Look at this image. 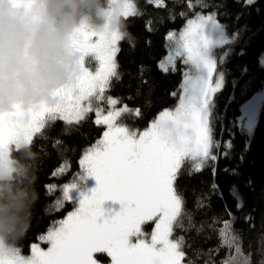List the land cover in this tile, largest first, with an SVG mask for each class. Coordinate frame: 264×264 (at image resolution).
<instances>
[{
	"label": "trees",
	"instance_id": "16d2710c",
	"mask_svg": "<svg viewBox=\"0 0 264 264\" xmlns=\"http://www.w3.org/2000/svg\"><path fill=\"white\" fill-rule=\"evenodd\" d=\"M121 19L114 74L105 94L125 109L120 122L141 131L180 99L184 67L164 70L168 38L197 16L214 15L229 41L216 49L223 84L210 113L212 148L198 171L180 165L175 192L180 213L173 228L186 264H264V100L251 137L239 126L240 107L264 88V0H131ZM106 0H47L58 25L96 13ZM104 94V95H105ZM91 113L76 122L46 120L30 142L12 147V171L0 180V238L27 255L33 244L73 210L63 186L80 171L82 156L102 139ZM45 248L46 244H42ZM102 263L109 262L103 254Z\"/></svg>",
	"mask_w": 264,
	"mask_h": 264
},
{
	"label": "rangeland",
	"instance_id": "374dc122",
	"mask_svg": "<svg viewBox=\"0 0 264 264\" xmlns=\"http://www.w3.org/2000/svg\"><path fill=\"white\" fill-rule=\"evenodd\" d=\"M46 10L47 0H0V24L11 27L18 41L8 44L6 60L12 61L8 55L15 52H34L36 63L48 67V73H66L63 92L57 96L50 94L53 89L49 78L45 79L40 98L47 101L46 105L23 130L12 132L0 146V180L12 171L11 148L27 145L46 120L76 122L91 113L104 127V134L82 156L78 175L63 186V198L73 204V210L33 244L27 255L13 251L0 238V264H78L70 250L79 240V231L97 246L95 255L91 245L81 246L85 264H186L180 243L173 236L180 213L174 181L183 161L189 162L191 171H198L210 157V113L223 84L214 51L229 41L223 27L212 14L197 16L168 38L161 67L167 70L177 62L183 65L180 99L176 107L160 113L146 129L134 131L119 120L125 109L105 94L115 70L120 21L133 14L132 1L106 0L96 13L100 19L97 24L84 17L56 25L46 17ZM63 36L74 43L75 49L69 54L54 48ZM26 39L29 41L22 46ZM47 48H51L49 55L44 54ZM39 50L43 51L41 56ZM89 54L100 62L96 70L90 66ZM262 63L264 66V56ZM61 84L60 80L53 86L59 88ZM35 93L38 90L28 95ZM25 98L20 102L26 103ZM263 100L264 88L240 107L238 123L249 137ZM8 108L19 112L9 99L1 97L0 131L14 127L12 122L1 124ZM156 214L161 217L154 238H150L140 228ZM99 253L109 262L98 261Z\"/></svg>",
	"mask_w": 264,
	"mask_h": 264
},
{
	"label": "flooded vegetation",
	"instance_id": "af4514ba",
	"mask_svg": "<svg viewBox=\"0 0 264 264\" xmlns=\"http://www.w3.org/2000/svg\"><path fill=\"white\" fill-rule=\"evenodd\" d=\"M29 39L23 40L22 46H25V43ZM15 34L12 33V28L6 25L0 24V98L4 97L9 99L19 112L14 111L12 108H8V112L2 117L1 124L12 122L13 129H3L0 131V146L6 144L9 136L12 132H20L23 130L26 125L31 122L33 116L39 113V109L44 107L47 101L43 98H40L42 91L40 87L42 84H46V78H49L48 84L51 83L50 87L53 89L50 92L51 95L57 96L59 93L63 92L64 78L66 77L65 71L58 73H48V67L42 68L40 64L36 63L35 53H30L24 55L23 52H15L14 54H9L8 57L12 61H7L8 53V44L17 43ZM54 48L60 49L65 53L69 54L72 52L73 48L75 49L74 43L67 36H63L58 41V44L54 45ZM53 50V49H52ZM51 48H47L44 51L45 55H49ZM38 55L41 56L43 51H37ZM76 53V51H75ZM74 53V54H75ZM90 61L92 60L94 70L99 67V60L92 57L91 54L88 55ZM47 66V65H46ZM37 80L36 83L34 81ZM61 80V86L57 88L58 85L53 86L58 81ZM38 90V93L28 95L32 91ZM45 92V89L43 93ZM45 94V93H44ZM47 96H50L46 94ZM26 96V103H21L20 101ZM161 217L160 214H156L149 221H144L141 224L140 230H146V234L150 235V238H154L155 228L157 226L158 220ZM78 232V231H77ZM79 240L76 246L71 249V255L76 259L78 264H85L83 262L81 246L93 248L94 255L97 252L95 247L96 244L89 237H85L82 232H78ZM91 245V246H90ZM83 246V247H84ZM99 248V246H98ZM111 260V256L109 257Z\"/></svg>",
	"mask_w": 264,
	"mask_h": 264
}]
</instances>
